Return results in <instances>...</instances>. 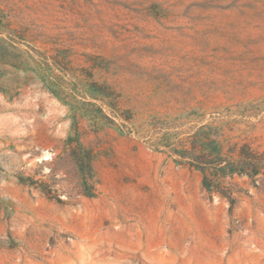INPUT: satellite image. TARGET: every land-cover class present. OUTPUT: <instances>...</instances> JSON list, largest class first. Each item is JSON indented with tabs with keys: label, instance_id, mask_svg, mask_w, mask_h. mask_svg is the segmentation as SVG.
Wrapping results in <instances>:
<instances>
[{
	"label": "rangeland",
	"instance_id": "obj_1",
	"mask_svg": "<svg viewBox=\"0 0 264 264\" xmlns=\"http://www.w3.org/2000/svg\"><path fill=\"white\" fill-rule=\"evenodd\" d=\"M243 145L264 154V0H0V264H264V174L209 164L223 196L191 166Z\"/></svg>",
	"mask_w": 264,
	"mask_h": 264
},
{
	"label": "trees",
	"instance_id": "obj_2",
	"mask_svg": "<svg viewBox=\"0 0 264 264\" xmlns=\"http://www.w3.org/2000/svg\"><path fill=\"white\" fill-rule=\"evenodd\" d=\"M67 147H71V154L74 158L75 164L79 171V177L81 180V191L79 195L93 197L95 191L92 184L95 183V174L93 171V161L95 159L94 151L87 147L80 141V136L70 137L66 142ZM212 163H208V156L202 153L197 157V161L193 160L192 167L199 168L204 173L203 188L210 191V193H218L224 196L220 187L212 185L213 180L208 176L209 164H215L216 166V180L219 181L221 177L228 175H247L251 178H255L261 174H264V154H258L253 152L248 145H243L239 152L238 158L226 159L222 149H218L214 155ZM182 158H187L186 154ZM21 182H24L21 180Z\"/></svg>",
	"mask_w": 264,
	"mask_h": 264
}]
</instances>
